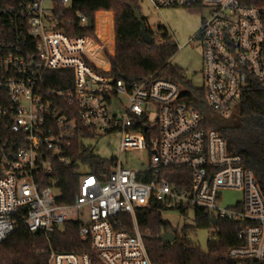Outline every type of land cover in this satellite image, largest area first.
Returning <instances> with one entry per match:
<instances>
[{
	"label": "built area",
	"instance_id": "1",
	"mask_svg": "<svg viewBox=\"0 0 264 264\" xmlns=\"http://www.w3.org/2000/svg\"><path fill=\"white\" fill-rule=\"evenodd\" d=\"M148 1L159 11L210 9L186 44L202 45L207 104L220 117H232L243 91L253 81L264 85V7L240 0ZM72 2L0 0V244L19 226L49 234L76 220L92 252L50 249L49 264H154L135 211L157 206L176 237L182 232L165 218L170 211L199 209L218 221L239 222L227 256L236 264L264 260V195L241 155L218 129L205 126L202 112L182 99L174 81L147 76L128 87L109 74L111 67L94 62L90 40L106 58V45L85 33L93 27L99 37L97 16L89 26L90 17L73 10ZM150 27L159 38V27ZM62 69L74 80L59 88L50 73ZM121 95L127 103L120 99L123 108L111 111ZM115 131L122 134L121 155L111 170L99 177L85 170L74 202H60L50 178L55 163L70 160L76 140L89 146ZM132 150L148 152L141 169L122 163ZM169 169L183 173L175 179ZM235 189L243 197L220 205L222 191ZM123 215H131L130 229Z\"/></svg>",
	"mask_w": 264,
	"mask_h": 264
},
{
	"label": "trees",
	"instance_id": "2",
	"mask_svg": "<svg viewBox=\"0 0 264 264\" xmlns=\"http://www.w3.org/2000/svg\"><path fill=\"white\" fill-rule=\"evenodd\" d=\"M244 5L264 7V0H240ZM139 8L137 0H73L72 9L80 10L95 20L98 13V31L106 47H113L114 52L108 55L111 62L110 75L122 79L130 87L141 82L147 76L167 78L180 86L181 97L187 104L200 110L205 117V126L218 129L232 152L241 155L244 167L253 172L258 179L264 195V85L253 81L247 87L239 100L238 114L230 118L217 115L206 101L203 86L196 87L185 69L174 64L171 58L179 50L166 26H158L160 36L152 44H146L141 34V20L135 17L131 6ZM114 12L113 23L106 22L110 16L104 12ZM152 32L147 19H142ZM87 34L94 36L95 28L88 27ZM100 43V42H99ZM92 49V60H103L97 45L89 41ZM100 64L99 62H97ZM56 77L53 84L56 87L71 85L73 72L62 69L51 72ZM70 152V160L61 164L56 162V169L51 174L55 186L60 189L59 197L62 203H73L79 192L82 172L89 171L98 177L104 171H109L114 165V159L108 160L97 155L91 145H79L76 140ZM183 170L169 169L175 179ZM49 178V177H48ZM49 180V179H48ZM47 177L44 182L48 185ZM173 181V179H172ZM175 182V180H174ZM196 224L194 227L185 226L182 234L172 242L165 243L161 237L171 228L156 207H138L135 211L140 231L145 239L146 248L154 264H236L227 256L228 249L237 243L239 222L219 218L214 225L217 229L215 240L208 241V250L202 251L189 238L190 230L212 226V216L209 212L196 209ZM123 224L130 229L131 215H123ZM79 222L67 221L62 228L54 229L49 234L30 232L24 226H19L0 244V264H49L50 249L61 252H92L90 240L81 239L78 232ZM37 249L45 250L39 253ZM257 264H264V260Z\"/></svg>",
	"mask_w": 264,
	"mask_h": 264
},
{
	"label": "rangeland",
	"instance_id": "3",
	"mask_svg": "<svg viewBox=\"0 0 264 264\" xmlns=\"http://www.w3.org/2000/svg\"><path fill=\"white\" fill-rule=\"evenodd\" d=\"M139 8L143 16L147 19L149 26H166L169 29L170 35L173 37L176 43L179 45V50L171 58L172 62L185 69L186 76L192 81L196 86H202L204 81V76H202L203 67V49L200 42L194 44L193 42L186 44V42L193 37L199 29L202 27L203 22L210 16L211 11L209 8H176V7H163L161 11L154 9V7L149 3L148 0H137ZM104 12V11H101ZM98 13L97 16V31L98 29ZM108 13L110 16L105 19L106 22L113 23L114 12H104ZM98 39L100 44H104L100 37L98 31ZM113 47L108 49V54L105 52L106 58L101 60L104 62V67H111V62L108 55H112L114 52L115 44L114 38H112ZM186 44V45H184ZM184 45L180 48V46ZM103 59V58H102ZM120 99L122 100V105L127 103V97L121 95L117 98L114 107L111 106L110 110L122 109L123 106L120 104ZM238 114V109L234 107L233 115ZM121 132L115 131L112 133H107L99 136L97 139L90 142V145L95 148L97 155H100L104 159L112 160L120 157L121 155ZM147 151L132 150L131 152H125L122 157V163L124 165L141 169L143 163L148 159ZM222 199L220 200V205L222 206H233L236 201L243 197L242 191L240 190H224L222 191ZM188 214H181L178 211H170L165 214V218L169 220L176 228L182 232L185 226L194 227L196 224V212L193 209H189ZM214 225L209 227L195 228L190 230L189 238L192 239L197 246L200 247L202 251L208 250V241L215 240L217 233ZM182 234V233H181Z\"/></svg>",
	"mask_w": 264,
	"mask_h": 264
},
{
	"label": "water",
	"instance_id": "4",
	"mask_svg": "<svg viewBox=\"0 0 264 264\" xmlns=\"http://www.w3.org/2000/svg\"><path fill=\"white\" fill-rule=\"evenodd\" d=\"M131 8L134 11L135 17L137 19L141 20V27H142L141 28V34H142V38H143L144 42L146 44L147 43L152 44L154 39H153L151 33L149 32L147 25L142 20L143 14H142L141 10L138 9L137 7H135L134 5H132ZM88 24H89V26L92 25V19L91 18H89ZM211 222H212V225H216L218 220H217V218H212ZM161 239L165 243L172 242L176 239V234L174 232L168 231L167 233L162 235Z\"/></svg>",
	"mask_w": 264,
	"mask_h": 264
},
{
	"label": "bare ground",
	"instance_id": "5",
	"mask_svg": "<svg viewBox=\"0 0 264 264\" xmlns=\"http://www.w3.org/2000/svg\"><path fill=\"white\" fill-rule=\"evenodd\" d=\"M88 51H89L90 56H91V58H92V49H91V47L88 49ZM97 62H99L100 65L104 67V62H103V61H101V60H97Z\"/></svg>",
	"mask_w": 264,
	"mask_h": 264
}]
</instances>
